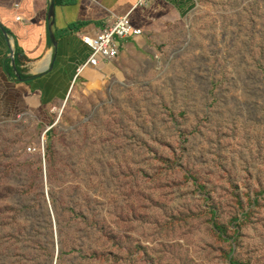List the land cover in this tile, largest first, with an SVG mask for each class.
Listing matches in <instances>:
<instances>
[{
	"label": "rangeland",
	"instance_id": "obj_1",
	"mask_svg": "<svg viewBox=\"0 0 264 264\" xmlns=\"http://www.w3.org/2000/svg\"><path fill=\"white\" fill-rule=\"evenodd\" d=\"M139 58L0 123V264H264V0H193Z\"/></svg>",
	"mask_w": 264,
	"mask_h": 264
},
{
	"label": "crops",
	"instance_id": "obj_2",
	"mask_svg": "<svg viewBox=\"0 0 264 264\" xmlns=\"http://www.w3.org/2000/svg\"><path fill=\"white\" fill-rule=\"evenodd\" d=\"M49 5L50 0H0V123L25 116L49 119L77 82L122 79L140 62L144 48L165 42L193 0H157L145 6L137 0H54L53 18L48 17ZM124 15L142 34L121 39L112 61L98 58L95 67L78 73L91 53L81 37L94 36ZM40 74L30 82L18 80Z\"/></svg>",
	"mask_w": 264,
	"mask_h": 264
},
{
	"label": "built area",
	"instance_id": "obj_3",
	"mask_svg": "<svg viewBox=\"0 0 264 264\" xmlns=\"http://www.w3.org/2000/svg\"><path fill=\"white\" fill-rule=\"evenodd\" d=\"M154 1L157 0H137V4L145 6ZM141 34L140 29L130 25L128 15H124L116 17L111 24L103 27L94 36H82L83 43L90 49L91 53L85 64L78 70V73L82 72L85 66L95 67L98 64V58H101L104 62L112 61L119 53V41L121 39Z\"/></svg>",
	"mask_w": 264,
	"mask_h": 264
},
{
	"label": "water",
	"instance_id": "obj_4",
	"mask_svg": "<svg viewBox=\"0 0 264 264\" xmlns=\"http://www.w3.org/2000/svg\"><path fill=\"white\" fill-rule=\"evenodd\" d=\"M48 17L49 18H53L54 17V0H50V5H49V13H48ZM49 32H50V35L52 37V32H51V26L49 25ZM45 74V73H44ZM43 74H40V75H37V76H32V77H29V78H26V79H21V78H18V80L20 82H30L32 80H35L36 78L42 76ZM47 133V131L44 132V135ZM44 175H45V171H44Z\"/></svg>",
	"mask_w": 264,
	"mask_h": 264
},
{
	"label": "bare ground",
	"instance_id": "obj_5",
	"mask_svg": "<svg viewBox=\"0 0 264 264\" xmlns=\"http://www.w3.org/2000/svg\"><path fill=\"white\" fill-rule=\"evenodd\" d=\"M63 106H65V105H63ZM60 117H61V116H60ZM60 117L57 119V121H59ZM42 140H43V149H44V135H43ZM42 140H41V145H42Z\"/></svg>",
	"mask_w": 264,
	"mask_h": 264
}]
</instances>
